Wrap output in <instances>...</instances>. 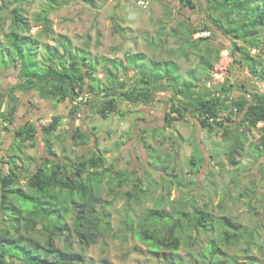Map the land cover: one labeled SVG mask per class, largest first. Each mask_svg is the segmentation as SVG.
<instances>
[{"label": "rangeland", "instance_id": "rangeland-1", "mask_svg": "<svg viewBox=\"0 0 264 264\" xmlns=\"http://www.w3.org/2000/svg\"><path fill=\"white\" fill-rule=\"evenodd\" d=\"M47 2L48 0H24L19 3L20 10L30 25V31L25 34L39 42L38 59L45 62L40 68H58L57 64H52L46 58L45 45H55L63 52V44L67 40L71 41V53L80 61L82 55L88 53V62L96 65L93 78L100 80L101 86L109 84L117 77L132 88L138 80L134 67L129 66L124 71L120 64L112 67L103 58L121 60L126 64L130 54L143 52L146 55L143 72L154 74L165 73V63H162V68H155V65H160L161 60H174L178 66L177 73L172 78L168 76L171 82L159 81L163 90L158 94L156 92L159 100L156 99L147 106L136 104L139 105L138 108L132 105L134 110L129 107L124 112L122 109L127 105L120 101L119 108L123 115L115 111L104 118L99 112L104 99L91 93L92 102L83 103V108L76 116L61 119L57 130L50 135L41 130L42 124H47V121H38V132L33 140L23 142L25 147H21L22 142L14 138V133L5 129L8 124H0V175L6 174L11 168L15 169L21 188L29 190L28 180L38 165L45 163L43 158L46 156L61 160H65L67 156L69 163L77 157L88 158L98 152V149L104 152L108 162L113 163L118 171L126 172L131 180L118 185L113 180L115 173L110 171L97 187V192L104 200V207H99V210H105L109 214L107 219L110 227L102 229L96 243L88 247L82 246L76 235L68 234L70 232L66 225V233L56 239L57 245L63 250L83 254L86 257L84 264H170L164 253L189 263L192 254L207 246L211 238L219 236L223 230L221 227H215L207 234L192 230L187 235L194 236L198 233L195 244L185 236L179 251L164 248L156 253L151 250L145 237L138 234L137 224L148 209H163L173 219L182 217V211H185L190 219L196 208L200 207L209 211L214 220L230 215L241 221V241L225 248L229 256L237 260V264L250 262L248 256H254L258 264H264L262 123L253 127L232 115L234 119L227 124L236 128L245 146L236 154L238 164H232L230 159L233 139L225 136L222 129H204L191 105L184 110V119L168 122L167 115L173 104L187 105L180 102L179 98L196 103L197 98H206L215 90L221 91L224 83H233L236 86L234 97H238V94L245 95L251 102L256 95L261 98L264 94V80L255 75V70H261V66L256 68L253 61L244 58L243 53L236 47L241 45L240 42L235 43L230 40V36L208 30L210 33L204 35L209 38L208 41L201 42L199 46L203 48L207 44L214 46V49L219 47L221 53L220 59L214 62L210 70H206L201 62V48L192 44L184 54L176 42L180 35L174 36L171 35V30L162 29L163 25L176 26L181 20L193 26H200L206 20L211 21L208 18L211 10L207 8V0H195L198 5L194 8L182 5L181 0H94L95 5L82 0H65L60 7L50 11L49 18L54 30L52 36L44 33L43 25L37 19V13ZM11 3L12 0H0V7L3 8L0 10V39H4V42L0 41V85L2 82L6 89L15 87V90H39L42 98H45L44 109L51 111L50 102L54 103L56 99L42 91L39 84L28 87L26 83L24 88L18 87L20 80L13 68L19 54L13 44L9 46L8 36L13 27V18L5 12ZM177 28L181 27L177 25ZM262 37L264 39V32ZM161 38L164 40L162 43L159 41ZM193 38L195 39L194 36ZM22 46L24 55L21 60H34L35 54L28 53L30 45L25 43ZM172 48L174 51L170 54L169 50ZM251 53L255 57L256 65H259V61L264 60V44L260 48H253ZM64 60L71 63L67 53L62 57V61ZM108 68L113 71H108ZM177 79L181 82H176ZM185 80L192 81L194 86H185L182 82ZM183 87L185 89H181ZM23 94L21 108H25L30 100L28 93ZM85 95H88L87 92L82 97ZM79 100L84 102L85 99ZM67 102V105L71 104L70 100ZM148 109L155 112L152 113L150 122L145 119L144 114ZM31 117L28 108L24 109L17 115L12 127L23 125ZM77 128L88 133L90 138L83 143L75 139ZM43 135H47L45 139ZM47 140L52 141V148L47 147ZM95 170L93 167L90 172ZM20 201L23 205L28 204L27 198L22 197ZM187 217L184 219L187 220ZM67 220L71 225L72 219L66 217V223ZM23 233L42 242L46 241L42 224L28 233ZM250 235L253 241L251 246L248 243ZM50 260L48 264H53V259Z\"/></svg>", "mask_w": 264, "mask_h": 264}, {"label": "trees", "instance_id": "trees-1", "mask_svg": "<svg viewBox=\"0 0 264 264\" xmlns=\"http://www.w3.org/2000/svg\"><path fill=\"white\" fill-rule=\"evenodd\" d=\"M23 1L12 0L11 6L5 11L11 14L13 18V27L8 32V36L10 39L9 46L13 44L19 54L14 63V69L20 80L18 87L24 88L26 83L28 87L39 84L42 91L49 93L56 100L60 102L66 99L70 100L72 105L68 117L76 116L83 108V103L92 102L88 95L82 97L85 92H91L104 99L99 108V112L104 118L110 112L118 111V102L120 101L128 104L139 102L149 105L155 100L156 92L161 89L159 81L171 82V76L177 73L178 66L171 59L161 60L160 65H155V68L159 69L163 67L162 63H165L167 65L165 73L143 72L146 55L143 52H135L127 57L126 64L121 60L110 58H103V61L109 62L112 67L120 64L124 71L129 66L134 67L138 73L136 84L130 88L127 82L119 81L117 77H114L116 78L114 81L101 86L100 80L96 81L93 78L96 65L93 62H88V53L85 52L81 57L82 61H80L71 53L70 40L63 44V52H60L55 45L46 44L47 55L45 56L52 64H57L58 68L55 66L40 68L45 62L38 59L39 42L25 34V32L30 31V25L20 10L19 3ZM82 1L95 5L94 0ZM64 2L65 0H48L42 10L37 13V19L43 25V31L47 36L54 35L52 22L49 18L50 11L60 7ZM181 2L182 5L191 8L198 5L195 0H181ZM207 4V8L211 10L208 13V18H211V21L206 20L200 26H193L181 20L177 23L181 28H177V25H163L162 29L171 30V35H180L176 42L184 54H186V49L189 50L192 47V44L201 48L203 51L201 62L206 70H210L214 62L220 59L221 48L214 49V46L207 44L202 48L199 46L201 42H207L209 38L202 35L194 39L193 36L198 32L208 30L221 32L226 37L230 36V40L241 43L236 47L243 53L245 59L253 61V66L256 68L261 66V70H255V75L258 79L264 80V60L259 61V65H256L255 57L251 53L253 48H260L264 44L262 37L264 32V0H207ZM2 9L0 7V10ZM0 41L4 42V39L1 38ZM159 41L162 43L164 40L161 38ZM25 43L30 45L28 53L35 54L34 60L29 59L28 62L21 60L24 55L22 44ZM7 50L9 54H12L11 50ZM173 51V48L170 49V54ZM66 53L71 59L70 64L68 60L67 62L62 61V57ZM33 65L35 67H32ZM7 69L9 68L7 67ZM110 70L113 71L112 68H108V71ZM180 78L182 80L181 76ZM181 80L175 81L181 82ZM182 82L189 88L194 86L192 81L185 80ZM235 87L233 83H224L221 91L215 90L206 98H197L196 103L179 98L180 102L187 103V105L173 104L167 115L169 123L179 122L186 116L184 110L191 105L204 129L211 131H217L218 128L222 129L225 136L233 139V152L230 159L232 164H238V160L235 159L236 154L239 153V149L243 150L245 146L236 128L230 127L227 123L237 117L241 118V122H248L253 127L262 123V130L264 131V94L261 98L256 95L251 102L245 95L234 97ZM9 90H15V87ZM237 90L241 91L240 89ZM81 98L85 99L84 102L79 100ZM11 99L13 101H10ZM17 102L16 97L11 96L9 92L0 93V116L9 125L6 126V129H9L10 123H14V113L18 107ZM173 113L177 115L174 116ZM61 118L60 114L54 115L48 125H42L41 130L50 135L57 130ZM37 132L35 123L29 122L16 129L14 136L15 139L22 142L21 147H25L23 142L33 140ZM75 132L74 138L81 143L90 138L88 133L81 131L80 128H77ZM261 143L264 147V134L261 136ZM46 145L48 148H52V141L47 140ZM103 153L98 149V152L93 153L88 158L77 157L69 163H67V156H65V160L46 156L43 158L45 163L39 164L30 176L28 180L29 190L19 187V176L15 169L11 168L6 174L0 175V182H2V189L0 190V264H48L51 261L50 258L53 259V264H84L86 262V257L83 254L60 248L56 239L66 233L67 225V231L70 232L68 234L76 235L81 245L88 247L97 242L102 229L110 227L107 219L109 214L105 210H99V207H104V200L97 192V187L110 171L115 173L113 180L117 181L118 185L131 180L126 172L118 171L113 163L108 162ZM7 163H11V161H7ZM93 167L96 170L90 172ZM95 179L96 183H94ZM22 197L28 199V204L23 205L21 203ZM194 213V216L189 219L187 217L188 212L182 211V217L173 219L163 209H148L144 218L137 224V232L145 237L152 251L159 253L160 249L166 248L177 252L184 243L185 236H188L192 244L197 242L196 235L198 233L193 236L192 234L187 235L188 232L197 230L199 233L207 234L215 227H221L223 230L219 236L211 238L207 246L192 254L189 263L182 258L177 260L169 254H164L170 264H237V260L229 256L225 248L232 243L241 241L243 236L241 221L230 215L221 216L218 220H214L209 211L200 207H197ZM66 217L72 219L71 225L68 224V220L66 223ZM184 217H187V220ZM39 224H42L44 229L45 242L23 233H28ZM249 237L248 243L251 246L253 241L251 235ZM247 258L251 261L240 262V264H258L254 256Z\"/></svg>", "mask_w": 264, "mask_h": 264}, {"label": "crops", "instance_id": "crops-1", "mask_svg": "<svg viewBox=\"0 0 264 264\" xmlns=\"http://www.w3.org/2000/svg\"><path fill=\"white\" fill-rule=\"evenodd\" d=\"M14 69V68H13ZM9 70H11V69H9ZM3 80H5L4 79V77H3ZM31 87H33V86H31ZM5 91H7V92H9V94H11V96H15L16 97V99L18 100V102H17V104H18V107H17V110H16V112L14 113V121L16 120V118H17V115H19V113L21 114L22 113V111H24V109H26V108H28V110H29V116L31 117V116H34V117H31L30 119H26L24 122V124L23 125H21V126H24L25 124H28L29 122H33V123H35V125H36V128H37V130H38V127H37V123H38V121L39 122H41V123H43L42 121H43V119H45L44 121H47L46 123L47 124H42V125H48L51 121H52V119H53V116L54 115H57V114H60L61 116H62V120L63 119H66V118H69L68 117V114H69V112H70V107H71V104H69V105H67V103H69V102H67L68 100L66 99L65 101H62V102H60V101H58V100H54L55 102L53 103H51L50 102V104H52L51 106H52V110L51 111H46L45 109H44V105L43 104H45V102H44V100H45V98H42V96L40 95V92H39V90H32V89H30V88H26V90H21V89H17V90H12V91H10L8 88L6 89V88H4L3 87V84H2V82H1V85H0V93H4ZM161 92H163V90L161 89V90H158L157 91V94L158 93H161ZM23 93H28L29 95L27 96L30 100L28 101V105L25 107V108H21V106L23 105L22 103H21V99H22V96L24 95ZM87 94H88V96L91 98H93V96H92V94H91V92L90 93H88L87 92ZM241 94H238V96H240ZM159 97V96H158ZM158 97H157V95H156V98H155V100L156 99H158ZM9 98V97H8ZM91 98V99H92ZM96 98V97H95ZM99 98H101V97H99ZM159 100V99H158ZM10 101H13V99H11ZM249 101H250V99H249ZM127 106H124L123 108L124 109H122V112H124L125 110H126V108L128 109L129 107H131L132 105L135 107H137L138 108V106L139 105H136V104H142V103H134V104H128L127 102H124ZM6 104V103H5ZM143 105H145V104H143ZM132 106V107H133ZM147 106V105H146ZM4 107H6V105H4ZM3 107V108H4ZM57 107H58V109H62V111H59L58 109H57ZM132 107H131V109H132ZM147 108V107H146ZM132 110H134V108L132 109ZM68 111V112H67ZM118 111L119 112H121V109L119 108V105H118ZM148 112H145L144 111V114L146 115V117H145V119L146 120H148L149 122L151 121V115H152V113H155V112H150L151 110L150 109H148L147 110ZM154 111H156V110H154ZM122 112H121V114H122ZM123 115V114H122ZM60 119V120H61ZM13 121V122H14ZM0 124H2V125H7V121L5 122L4 121V119L2 118V116H0ZM49 122V123H48ZM13 126V124L12 123H10V127H9V129H6L8 132H12V133H14L15 132V130L16 129H18L19 127H21V126H15V127H12ZM92 131V130H91ZM89 135V134H88ZM47 135H43V139H45V137H46ZM14 138H15V136H14ZM16 155H19V154H16Z\"/></svg>", "mask_w": 264, "mask_h": 264}, {"label": "built area", "instance_id": "built-area-1", "mask_svg": "<svg viewBox=\"0 0 264 264\" xmlns=\"http://www.w3.org/2000/svg\"><path fill=\"white\" fill-rule=\"evenodd\" d=\"M210 32H207V31H205V32H198V33H196L195 35H194V37H199V36H204V35H208ZM225 116V115H224Z\"/></svg>", "mask_w": 264, "mask_h": 264}]
</instances>
